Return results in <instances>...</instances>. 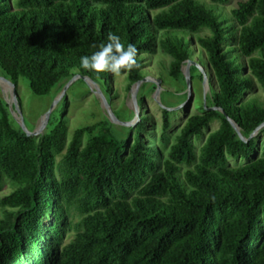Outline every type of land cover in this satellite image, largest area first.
I'll use <instances>...</instances> for the list:
<instances>
[{
  "label": "trees",
  "instance_id": "trees-1",
  "mask_svg": "<svg viewBox=\"0 0 264 264\" xmlns=\"http://www.w3.org/2000/svg\"><path fill=\"white\" fill-rule=\"evenodd\" d=\"M229 1L0 0V73L15 86L23 78L46 95L79 73L112 97L110 73L79 58L115 33L137 48L138 67L121 71L126 89L147 76L155 48L170 57L166 76L185 86L181 66L197 53L212 78L205 106L223 110L187 115L161 157L143 141L141 118L119 129L104 116L66 143L65 117L51 111L43 132L27 136L0 98V190L11 187L0 196V264H264V127L259 142L243 141L226 118L245 138L264 121V102L249 93L264 84V0L224 11ZM170 114L162 109L163 131ZM213 120L196 150L192 137Z\"/></svg>",
  "mask_w": 264,
  "mask_h": 264
},
{
  "label": "rangeland",
  "instance_id": "rangeland-1",
  "mask_svg": "<svg viewBox=\"0 0 264 264\" xmlns=\"http://www.w3.org/2000/svg\"><path fill=\"white\" fill-rule=\"evenodd\" d=\"M203 1L206 3L209 2V0ZM237 1L238 0H230L228 3L224 4V11H228L231 7L235 6ZM190 43H192V49L195 48L193 42ZM196 58L197 53H194L192 61L196 62ZM144 60L146 64L143 66V69L150 80L146 79L142 82L145 83V87L142 90H139L141 85L140 83L136 94L137 104V95L140 93L144 95L142 105L138 104L139 120L141 118L144 128L141 137L145 143L154 144L160 153V156L164 157L167 153L168 147L174 140V136L178 133L187 115L201 112L200 106L202 105V107H204L206 104V97L209 95V86L204 83L203 77L202 79H199L197 73L194 72L191 77L192 79H190V97L186 102V97L182 101L180 99H183V97L179 99L177 95L183 96L187 94L188 91L186 90L185 86H183L179 81H176L173 78L170 79L166 76V68L170 60L169 55L155 48L152 52H149L144 56ZM181 67L184 68V64ZM203 69L206 73L208 82H212V78L207 72L206 68L203 67ZM198 70L200 71V69ZM160 72H162L163 76L166 77V80L159 79L158 74ZM124 77L125 72H121L119 75L110 73L108 83L111 89L112 97L105 92V87L100 82H94L99 87L104 97H106L108 100L114 115L121 121L131 120L134 115L130 98L131 87L129 89L125 88ZM156 79H159L160 85L158 101L153 97L155 87H149ZM66 83H68V85L61 98L54 101L61 93V89ZM63 86L59 91L56 92L55 88H53L49 94L35 95L29 89L27 81L23 78H19L15 89L18 99V108L22 115L24 125L28 130H32L39 123V119L42 114L51 106L54 101V105L52 107L54 116L57 118L62 116L66 119L67 132L65 136V142L67 143L75 129L96 123L102 120L106 114L100 99L91 90L90 83L85 81L79 73L72 75L63 84ZM249 93L256 95L258 99L264 102V84L255 83L253 90ZM9 95L10 93L7 86L0 83V98L6 102V100L9 99ZM159 102L164 107L171 108L169 119L170 126L165 131L162 129V109L164 108L159 104ZM182 103H184L183 106L178 107ZM131 111L133 112L132 116L130 119H126L127 113H130ZM139 120H137L136 123ZM136 123H134V125H136ZM113 125L116 128L122 129L120 125L114 123ZM217 126L218 121L213 120L206 128H202V133L199 137H192L191 140L194 143L196 150L197 147H199V145L203 142L206 134L209 131L215 129ZM255 136H257V134ZM86 139L87 135L84 134L82 137V142H85ZM257 140L258 142L261 140V135L258 134ZM62 153L63 150L61 154ZM61 154L57 155L55 159L58 160ZM247 159L248 158H233L229 156L227 161L229 164L235 165L246 162ZM10 190L11 187L6 182L0 190V196L8 193ZM68 219L74 223L79 219V217L74 215V213H70ZM48 223L49 219H46L44 224L47 225ZM72 234V229H66L62 242L68 241Z\"/></svg>",
  "mask_w": 264,
  "mask_h": 264
},
{
  "label": "water",
  "instance_id": "water-1",
  "mask_svg": "<svg viewBox=\"0 0 264 264\" xmlns=\"http://www.w3.org/2000/svg\"><path fill=\"white\" fill-rule=\"evenodd\" d=\"M191 64H194L198 67V69H200V71L203 74V81L204 83L209 86V82L206 76V73L203 69V67L190 60L187 59L186 63L184 64V68L181 67V71L183 73L184 76V80H185V88L188 91L186 94V100L185 102L189 99L190 97V92H191V86H190V77H189V67ZM80 76L87 81L88 83H90V88L93 91V93L100 99L101 104L104 108L105 114L107 119L113 124H117V125H121V126H131L134 125V123H136L137 120H139V111H138V104H137V99H136V94H137V90H138V86L140 83H142L143 81H145L146 79H149V77L145 76L142 79L136 81L134 84H132L131 88H130V98H131V102H132V107L134 110V115L133 118L131 120H126V121H121L119 120L113 113V111L110 108V105L108 103V100L106 99V97H104V95L101 93L99 87L96 85V83H94V81L88 77L87 75H82L80 74ZM0 83H6L7 88L9 89V99H5L6 103L8 105V109L12 115V117L14 118V120L17 122V124L21 127V129L25 132V134L27 136H38L39 134H41L44 130V128L47 125L48 122V118L49 115L52 111V107L54 105V101H56L57 99L61 98L62 94L64 93L68 83H66L62 89H61V93L56 97V99L53 101V103L51 104V106L42 114V116L39 119V123L32 129V130H28L26 128V126L24 125L23 122V118L22 115L20 113V110L18 108V99H17V94H16V89H15V84L5 78L4 76L0 75ZM154 84H155V89H154V94L153 97L155 99H157L158 101V96H159V91H160V85H159V79L154 80ZM160 104V102H159ZM184 103H182L180 106L178 107H182ZM164 109L167 110H171V108H167L164 107L162 104H160ZM176 107V108H178ZM204 107H206L204 105ZM206 109H213V110H218L223 112V110L220 107H216V106H211V107H206ZM227 120L229 121V123L231 124V126L233 127V129L235 130V132L237 133V135L239 136V138L243 141H248L250 138L254 137L256 134H258V132L260 131V129H262L264 127V121H262L260 124H258L253 130L252 132L249 134V136L247 138L243 137L239 127L237 126V124L228 116H226ZM137 119V120H136Z\"/></svg>",
  "mask_w": 264,
  "mask_h": 264
},
{
  "label": "clouds",
  "instance_id": "clouds-1",
  "mask_svg": "<svg viewBox=\"0 0 264 264\" xmlns=\"http://www.w3.org/2000/svg\"><path fill=\"white\" fill-rule=\"evenodd\" d=\"M136 56L137 48L133 44L125 47L117 34L109 33L107 43L99 45L90 55L79 58V66L87 71L119 75L122 70L131 71L138 67Z\"/></svg>",
  "mask_w": 264,
  "mask_h": 264
},
{
  "label": "bare ground",
  "instance_id": "bare-ground-1",
  "mask_svg": "<svg viewBox=\"0 0 264 264\" xmlns=\"http://www.w3.org/2000/svg\"><path fill=\"white\" fill-rule=\"evenodd\" d=\"M2 84H4L5 86H7L6 83H2ZM2 86H3V85H2ZM3 87H4V86H3Z\"/></svg>",
  "mask_w": 264,
  "mask_h": 264
}]
</instances>
